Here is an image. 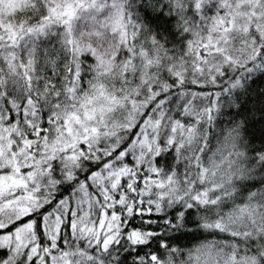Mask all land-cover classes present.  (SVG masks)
<instances>
[{
    "label": "snow or ice",
    "instance_id": "6c2138e0",
    "mask_svg": "<svg viewBox=\"0 0 264 264\" xmlns=\"http://www.w3.org/2000/svg\"><path fill=\"white\" fill-rule=\"evenodd\" d=\"M0 264H264V0H0Z\"/></svg>",
    "mask_w": 264,
    "mask_h": 264
}]
</instances>
